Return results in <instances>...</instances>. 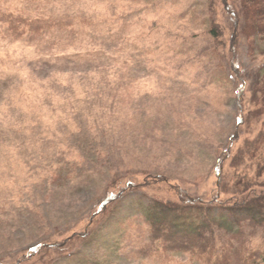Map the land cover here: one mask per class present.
<instances>
[{
	"label": "rangeland",
	"instance_id": "1",
	"mask_svg": "<svg viewBox=\"0 0 264 264\" xmlns=\"http://www.w3.org/2000/svg\"><path fill=\"white\" fill-rule=\"evenodd\" d=\"M5 5L75 21L73 33L56 28L38 46L0 33V264H46L53 257L44 251L22 260L44 241L75 243L67 264L97 256L108 264H205L162 252L139 208L180 193L214 198L218 165L229 182L232 156L264 130V0ZM234 62L241 72L259 70L255 93L233 78ZM128 183L123 202L93 218L90 245L65 240L84 231L104 195ZM259 247L261 238L249 245ZM60 258L54 264H65Z\"/></svg>",
	"mask_w": 264,
	"mask_h": 264
},
{
	"label": "trees",
	"instance_id": "2",
	"mask_svg": "<svg viewBox=\"0 0 264 264\" xmlns=\"http://www.w3.org/2000/svg\"><path fill=\"white\" fill-rule=\"evenodd\" d=\"M232 10L230 15L234 22V31L231 48L234 52L239 25L238 14L233 8ZM73 21L75 18L71 16L30 15L10 8H0V22L5 25V29L0 28V33L11 38L9 39L11 41L24 38L37 46L49 42L51 40L49 35H52L56 28L68 29V25H72ZM73 30L72 27L68 29L72 33ZM213 32L219 37L220 31L217 26L212 28L211 33ZM231 72L234 73L232 76L235 80L242 82V87L245 82L250 81V90L253 93L259 89L258 69H255L251 75L248 69H243L241 72L238 63L234 62ZM249 118L250 113L245 118L247 124H250ZM230 164L232 177L229 182L225 181L226 178L222 176L218 165L217 191L214 198L210 200L180 193L176 200L151 198L146 203H142L139 208L140 215L148 224L152 241L159 243L162 252L189 254L205 264H263L264 250L260 247L256 250L249 248L255 238L264 240L263 129L254 137L244 139L232 156ZM130 186L131 183H128L125 188L104 195L84 231L82 230L79 234L74 232L65 240L75 242L85 240V245H90L87 238L92 235L89 228L93 218L101 212L104 213L110 203L115 204L120 201L122 203L123 200L117 199L124 195ZM70 244L40 242L30 247L22 260L36 257L42 259V254H45L53 257L46 264H54L58 257L67 264L68 259L76 256V253L71 251L77 246L75 243ZM55 253L56 258H54ZM22 262L24 261L17 264ZM106 262L105 259L100 260L97 256L90 257L86 261L79 260L77 264H108Z\"/></svg>",
	"mask_w": 264,
	"mask_h": 264
},
{
	"label": "clouds",
	"instance_id": "3",
	"mask_svg": "<svg viewBox=\"0 0 264 264\" xmlns=\"http://www.w3.org/2000/svg\"><path fill=\"white\" fill-rule=\"evenodd\" d=\"M9 7H11V6L10 5H5L6 9L9 8ZM96 71L100 72L101 75L103 74L101 69H97ZM84 75H85V73H81V76H84ZM94 75H95V73H94ZM181 79H184V77H181ZM82 84H83V87L86 88V87H89L90 85H92V82L91 81H82ZM188 84L191 85L192 87L196 86V85H192L191 79L188 80ZM5 163H7V160H5Z\"/></svg>",
	"mask_w": 264,
	"mask_h": 264
}]
</instances>
